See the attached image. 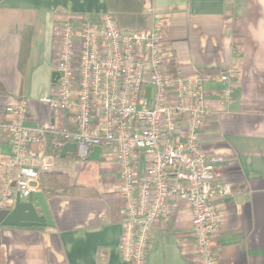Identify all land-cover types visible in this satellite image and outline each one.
I'll use <instances>...</instances> for the list:
<instances>
[{
  "label": "crops",
  "instance_id": "obj_1",
  "mask_svg": "<svg viewBox=\"0 0 264 264\" xmlns=\"http://www.w3.org/2000/svg\"><path fill=\"white\" fill-rule=\"evenodd\" d=\"M142 1L149 15L145 29L160 25L170 72L234 71V98L228 104L222 105L220 81L204 84L209 113L200 144L206 153L223 158L219 178L231 187L230 196L215 201L223 214L214 244L216 264H264V0ZM107 4L0 0V106L26 98V124L50 122L71 129L67 112L39 101L54 90L58 25L80 16L95 20L108 11ZM31 150L39 160L36 184L52 224L0 225V264H122L123 214L114 149L100 147L97 159L90 157L91 149L80 158L76 151L53 152L45 140ZM10 154V137L0 133V195L2 160ZM144 166L137 153L139 174ZM16 194L0 212L13 208ZM173 206L172 219L151 230L145 264H194L189 205L179 201Z\"/></svg>",
  "mask_w": 264,
  "mask_h": 264
},
{
  "label": "built area",
  "instance_id": "obj_2",
  "mask_svg": "<svg viewBox=\"0 0 264 264\" xmlns=\"http://www.w3.org/2000/svg\"><path fill=\"white\" fill-rule=\"evenodd\" d=\"M145 6L150 10L148 2ZM57 34L58 76L53 92L39 101L53 111L67 112L72 128L26 124V98L0 106V133L8 134L11 143V154L2 160L0 209L14 193L27 198L39 191V160L31 146L48 136L57 150L75 144L80 158L94 146L113 148L122 200V264H145L153 226L171 220L179 201L190 208L194 264H216L214 244L223 214L215 201L230 196L231 187L219 178L223 158L206 153L200 144L209 113L204 84L220 81L222 105L228 104L234 98V71L172 73L165 64L158 23L123 33L108 12L95 20H65ZM137 153L145 161L141 174Z\"/></svg>",
  "mask_w": 264,
  "mask_h": 264
},
{
  "label": "water",
  "instance_id": "obj_3",
  "mask_svg": "<svg viewBox=\"0 0 264 264\" xmlns=\"http://www.w3.org/2000/svg\"><path fill=\"white\" fill-rule=\"evenodd\" d=\"M57 72L52 73V82L55 83L57 79ZM100 147L94 146L90 157L98 158ZM76 146L73 143H66L61 148V155L64 152H75ZM39 208L40 210H38ZM52 224L50 213L44 201L43 193L40 191L34 192L24 200H21L19 193L16 194V201L12 209L2 210L0 212V225H46Z\"/></svg>",
  "mask_w": 264,
  "mask_h": 264
},
{
  "label": "trees",
  "instance_id": "obj_4",
  "mask_svg": "<svg viewBox=\"0 0 264 264\" xmlns=\"http://www.w3.org/2000/svg\"><path fill=\"white\" fill-rule=\"evenodd\" d=\"M108 13L115 20L119 30L123 33L133 31H140L146 28L148 14L143 10L142 0H107ZM80 17H74L73 19ZM207 74H214L208 72ZM52 137L48 136L46 139L47 147L53 152H58L57 149L51 146Z\"/></svg>",
  "mask_w": 264,
  "mask_h": 264
},
{
  "label": "rangeland",
  "instance_id": "obj_5",
  "mask_svg": "<svg viewBox=\"0 0 264 264\" xmlns=\"http://www.w3.org/2000/svg\"><path fill=\"white\" fill-rule=\"evenodd\" d=\"M146 97H147V99L150 101V90H147Z\"/></svg>",
  "mask_w": 264,
  "mask_h": 264
}]
</instances>
